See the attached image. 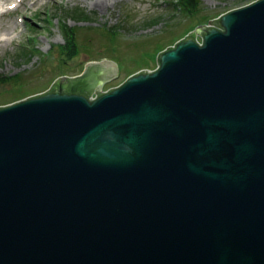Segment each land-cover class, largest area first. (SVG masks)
<instances>
[{
  "label": "water",
  "instance_id": "obj_1",
  "mask_svg": "<svg viewBox=\"0 0 264 264\" xmlns=\"http://www.w3.org/2000/svg\"><path fill=\"white\" fill-rule=\"evenodd\" d=\"M194 28L0 106V264H264V0Z\"/></svg>",
  "mask_w": 264,
  "mask_h": 264
},
{
  "label": "rangeland",
  "instance_id": "obj_2",
  "mask_svg": "<svg viewBox=\"0 0 264 264\" xmlns=\"http://www.w3.org/2000/svg\"><path fill=\"white\" fill-rule=\"evenodd\" d=\"M198 1L199 14L186 19L169 16L164 0H0V106L43 93L63 76L79 75L88 62H115L114 75L100 83V90L116 87L128 74L156 67L157 41L165 48L190 24L250 0ZM63 23L76 27L77 55L59 51ZM113 26L122 28L110 41L105 29ZM14 74L21 77L19 88L7 82Z\"/></svg>",
  "mask_w": 264,
  "mask_h": 264
},
{
  "label": "trees",
  "instance_id": "obj_3",
  "mask_svg": "<svg viewBox=\"0 0 264 264\" xmlns=\"http://www.w3.org/2000/svg\"><path fill=\"white\" fill-rule=\"evenodd\" d=\"M164 2L166 3V5H168L167 6L168 12H166V13H168L169 16H171V17H175V16L179 15L181 17H186V19H188V18H196L197 14H199V12L201 10L200 7H199V1L198 0H164ZM202 17H204V15ZM152 20H153V18L150 19V21H152ZM213 21H215V19L211 20L209 24L214 25V23H211ZM127 24H129V23H127ZM200 25H206V24H200ZM195 26H196L195 24L194 25L190 24V26H188V28L184 30L183 36H182L181 39L185 38L188 34H190L193 30H195V28H194ZM113 27L115 29H113L112 27H111V29L110 28L109 29H105V34L108 35L110 41H113V39H115L117 33H119V31H120L119 29L122 28V26H120V28H116V26H113ZM61 29H62V32L64 34L65 42H64L63 45H61L59 47V51L60 52H64L68 57L77 55L79 53V46H81V44H79V42L77 41L76 27L74 28L72 26H67V25H64V23H63ZM170 32H174V30H171ZM197 36H200V35H197ZM175 43L176 42L173 41L171 43L172 45H169L168 47L164 48V47H162V41H157L156 42V44L153 46L154 50H153V54H152L153 60H154V62L156 64V67L158 66L157 65V61H156L157 55L161 51H163L164 49H168V48L174 46ZM112 45H110V46H112ZM84 46H85L86 49L88 48L87 45H84ZM110 50L112 52L115 51V49H113V48L110 49ZM113 57H115V55H113ZM130 74H132V73H130ZM130 74H128V75H130ZM20 79H21V77L18 74H14V75H12V76H10L8 78L7 82H11V83L14 84L15 88H19V87H17V84L19 85V80ZM50 89L51 88H49V90ZM66 90L69 91V85L66 88ZM101 92H102V90H98L97 89L94 93L99 94ZM85 93L87 95H91L90 92L86 91Z\"/></svg>",
  "mask_w": 264,
  "mask_h": 264
},
{
  "label": "bare ground",
  "instance_id": "obj_4",
  "mask_svg": "<svg viewBox=\"0 0 264 264\" xmlns=\"http://www.w3.org/2000/svg\"><path fill=\"white\" fill-rule=\"evenodd\" d=\"M98 3H99L100 5L103 4V2H101V1H99Z\"/></svg>",
  "mask_w": 264,
  "mask_h": 264
},
{
  "label": "flooded vegetation",
  "instance_id": "obj_5",
  "mask_svg": "<svg viewBox=\"0 0 264 264\" xmlns=\"http://www.w3.org/2000/svg\"><path fill=\"white\" fill-rule=\"evenodd\" d=\"M83 92H86V91L83 90Z\"/></svg>",
  "mask_w": 264,
  "mask_h": 264
}]
</instances>
